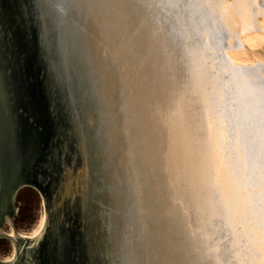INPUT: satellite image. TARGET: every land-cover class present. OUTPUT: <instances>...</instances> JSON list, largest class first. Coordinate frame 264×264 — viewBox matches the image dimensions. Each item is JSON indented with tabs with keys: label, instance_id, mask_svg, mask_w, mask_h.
<instances>
[{
	"label": "bare ground",
	"instance_id": "1",
	"mask_svg": "<svg viewBox=\"0 0 264 264\" xmlns=\"http://www.w3.org/2000/svg\"><path fill=\"white\" fill-rule=\"evenodd\" d=\"M83 6L94 24L88 52L103 75L98 106L112 115L105 128L111 179L131 186L127 192L117 186L110 196L115 248L130 264H264V131L253 123L246 88L231 96L240 73L226 77L223 64L242 68L232 52H255L264 24L244 34L210 0H83ZM259 11L263 23L264 5ZM213 22L236 38L235 47L224 48L228 60L218 57L223 49L214 36L212 44L204 39ZM70 121L67 129L77 132ZM77 147L81 167L64 174L49 201L53 210L69 197L68 207L76 197L84 200L88 167ZM45 221L30 236L6 234L5 224L0 233L26 243L42 236ZM37 247L29 249L38 264L41 252L50 251Z\"/></svg>",
	"mask_w": 264,
	"mask_h": 264
},
{
	"label": "water",
	"instance_id": "2",
	"mask_svg": "<svg viewBox=\"0 0 264 264\" xmlns=\"http://www.w3.org/2000/svg\"><path fill=\"white\" fill-rule=\"evenodd\" d=\"M93 28L83 0H0V227L6 223L5 216L12 222L15 196L23 187L36 188L49 204L65 166L72 167V157L80 164L79 142L88 172L84 200L76 197L79 204L72 210L79 209L84 221L78 232L87 241L83 258L88 264H130L126 254L115 248L118 231L115 218L109 219L113 212L110 196L121 185L111 179L105 155L107 113L100 106L95 109L100 85L96 89L93 72L99 79L103 75L88 52ZM104 76L107 80L108 74ZM89 112L93 114L90 122ZM72 116L77 132L67 129ZM62 213V209L59 216L55 213L59 221L52 228L56 247L49 251L55 254L44 257L40 250L38 264H72V250L61 232L66 226ZM47 236H51L50 228ZM0 237L13 239L2 233ZM45 240L37 248L45 246ZM63 245L65 252L60 251ZM23 252L22 261L0 260V264H30L33 250L28 255Z\"/></svg>",
	"mask_w": 264,
	"mask_h": 264
},
{
	"label": "rangeland",
	"instance_id": "3",
	"mask_svg": "<svg viewBox=\"0 0 264 264\" xmlns=\"http://www.w3.org/2000/svg\"><path fill=\"white\" fill-rule=\"evenodd\" d=\"M210 2H211V5L214 6L215 10L223 18H224V8L227 9L230 12V14L232 15V17L236 20L234 23H232L233 26H235V28H238L239 30H243L244 34H248V33H245V31H248V30H253L251 32H255V31H257V30H254L256 27H261V25L264 24V22L263 23L261 22L262 17H261L260 11H259V8L264 5V0H210ZM213 6L211 8H213ZM60 12L62 13V11H60ZM215 24H217V23H215ZM215 24L213 22V25L208 27V31H209L208 33H210V34L208 36H205L204 39L208 43L212 44L211 40H213L212 36H214L216 46L221 45V47L223 49V51H220V52L217 51L218 52L217 55H220L218 57L219 58L223 57V59L224 58L227 59V56L225 55L224 51H225V49L228 50L229 46L230 47L236 46V38H235V36H229L228 37L226 31L223 28L222 29L224 31H222L221 24H217V25H215ZM231 32L233 33L232 29H231ZM225 34H226L227 38L224 36ZM220 40H222L225 44L222 41L220 42ZM227 41H228V43H227ZM225 46L226 47L228 46V47L225 48ZM249 47H254V45H249ZM253 49L255 52L249 51V50L248 51L236 50V51L232 52L234 55L236 52V55L238 57L233 56V58L231 57V60L233 59L234 61L238 62L240 65H243L242 68L239 69V67L238 68L230 67L231 66L230 63L225 62V61L223 62V64L224 65L226 64L225 65L226 69L228 68V70H227L228 72L226 73V77L227 76H228V78L231 77V75L233 74V72H232L233 69H236V70H233V71H235V73H237V74L240 73L238 79L235 80L236 84L235 85L231 84L229 87V88H232V92L230 91L231 92L230 94H232L231 96L233 98L234 97L236 98L237 90L241 86H244L246 88V95L248 96V99L250 100L249 106H248V111L251 112V114H252V118L254 120L253 123L257 124V126L264 131V115H262V114H264L263 113L264 112V43H263V45H257ZM244 52H245L246 56L243 54ZM239 56H240V58H239ZM36 72H38V71H36ZM37 74H39V73H37ZM93 76L95 77V78L93 77V83H95V87H97L98 85H100V79L96 77L97 75H96L95 71L93 72ZM40 80H42V79L40 78ZM230 94L228 95V97L230 96ZM230 103H231V101H230ZM98 108H99V106H97L95 109L98 110ZM261 111H262V113H261ZM253 113H254V115H253ZM106 118H108L109 120ZM106 118L104 119V121L106 120V121L110 122L112 115L107 113ZM256 131H258V129H255V130L252 129L250 135L252 136V135L257 134ZM234 138L237 139V136H234ZM61 139H62V137H61ZM72 145H73V143H72ZM262 153L264 155V151H262ZM104 154H105V151H104ZM59 157L61 158V163L59 165H60V167H62L64 164V161L62 163L63 155H60ZM75 160H76V162L78 161L77 159H75V157H72V161H73L72 167H69L67 165L65 166V169H64L63 174H62V178H61L59 184L57 185L56 189H58L59 185L61 183H63L64 174H66V172H68L69 169H71L72 171H77L81 167V163L79 165H76ZM110 164H108V165H110ZM52 174H54V171L52 172ZM112 183H113V185L116 184L114 182H112ZM123 183L124 182H121V188H123V186H125L126 188L124 187L125 190H124V188H123V190L126 192L129 191L131 189V186H129L130 184H128V183L123 184ZM56 189L54 190V192L56 191ZM116 190H118V189H116ZM116 190L114 188V191H113L114 194L112 193L111 196L116 195V193H117ZM54 192H53V194H54ZM53 194H52V197H53ZM76 200H78V199H74V201L77 204H79V200H78V202ZM76 203H74L72 205V207L68 208V206H66V204H68V201H67V199H64V201L60 204V208L55 209V213L59 216L61 209L63 211L61 218L62 219L65 218L63 221V225L65 224L66 226L64 228V231H61V230L60 231L63 232V235H64L65 240H66V246H68L70 248V250H72V253L70 252L72 264H88V262H86L87 260L83 258V253L86 250V244L85 243H87V241H86V238L80 237L81 233H78L80 231L79 225H80L81 221H83L82 218L80 217L82 213H81V211H79V209H77L75 211L72 210L73 206H75ZM13 208H14L15 213L12 217V222L10 224L7 223L3 226L4 230H5L4 232L6 234H9V233H11V231H14L16 234H19L22 236H25V235L30 236L39 228L40 222L43 219V217H45V220H46L44 223L45 224V226H44L45 231L42 233V236H40L38 238H31V239H33L31 243L29 242L31 240L30 238L29 239L27 238L28 241H26V243L24 241L23 242H17L19 253L22 254V252L24 250L26 255H28L30 247L36 248L38 246V244L41 242L43 243V241L45 239H49V241L45 240V243H44L45 246H43V247H45L48 250L53 249V246H55V245H53L52 240H53V238H56L55 237L56 235H54L55 230L53 231L52 228H53V225L57 222V220L59 221V219L57 218V220H56V216H55V213H53L54 210H53L51 204H49V205L46 204L45 198L42 196L41 192L38 191L36 188L31 187V186H26V187L21 188L15 196ZM56 210H57V212H56ZM114 210H116V209L114 208ZM71 213H72V215H71ZM75 214H77V215H75ZM72 216L75 217V218L73 217V219L75 221L74 220L72 221ZM109 216H111V214ZM111 218H112V216H111ZM53 219H54V221L56 220V222L53 223V221H52ZM60 224H61V222H60ZM57 225H59V223ZM87 226H89V225H87V223H86L85 229ZM49 228L51 230L52 236L48 237L47 232H48ZM22 236L17 237V241H19L20 238H24ZM50 238H51V240H50ZM14 241H16V240H14ZM14 241L12 239H9V238L0 237V260L4 261V259L5 260L10 259V261H11V259H12V260H14V261L16 260L18 262L22 261L23 256H24L23 254L21 255V257H19L20 256V254H19V256H18L19 259L16 258V248H15L16 244L14 243ZM88 244H89V242H88ZM61 247H60V251L65 252L66 251L65 246L63 245ZM34 253H35V255H38V250H36ZM54 254L55 253H53L51 250L50 255H48V256L51 257ZM24 261H26V260L24 259ZM49 263L52 264V261H50ZM30 264H37V260H33L31 255H30Z\"/></svg>",
	"mask_w": 264,
	"mask_h": 264
}]
</instances>
